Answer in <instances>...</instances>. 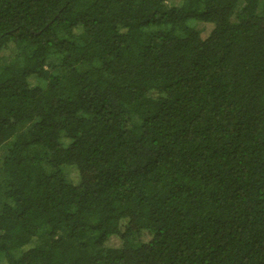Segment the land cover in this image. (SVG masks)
<instances>
[{
  "label": "trees",
  "instance_id": "16d2710c",
  "mask_svg": "<svg viewBox=\"0 0 264 264\" xmlns=\"http://www.w3.org/2000/svg\"><path fill=\"white\" fill-rule=\"evenodd\" d=\"M1 149L0 264H264V0H0Z\"/></svg>",
  "mask_w": 264,
  "mask_h": 264
},
{
  "label": "rangeland",
  "instance_id": "374dc122",
  "mask_svg": "<svg viewBox=\"0 0 264 264\" xmlns=\"http://www.w3.org/2000/svg\"><path fill=\"white\" fill-rule=\"evenodd\" d=\"M194 27L196 29H203L204 25L200 22L197 21H193L192 22ZM3 149H1L0 154H2ZM65 173L68 175V177L70 178V180L74 183L78 182V174H77V170L74 168H65ZM144 238V237H143ZM137 240V239H136ZM134 245L138 244V240L137 241H132Z\"/></svg>",
  "mask_w": 264,
  "mask_h": 264
}]
</instances>
